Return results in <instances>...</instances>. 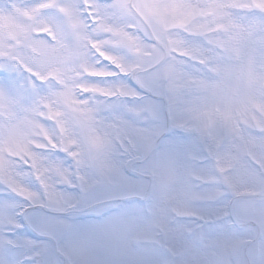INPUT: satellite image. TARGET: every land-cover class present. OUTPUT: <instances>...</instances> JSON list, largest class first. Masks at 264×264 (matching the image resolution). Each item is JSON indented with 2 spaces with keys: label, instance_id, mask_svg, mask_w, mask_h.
Wrapping results in <instances>:
<instances>
[{
  "label": "snow or ice",
  "instance_id": "obj_1",
  "mask_svg": "<svg viewBox=\"0 0 264 264\" xmlns=\"http://www.w3.org/2000/svg\"><path fill=\"white\" fill-rule=\"evenodd\" d=\"M179 4H170L166 0H154L150 5L151 15L155 18L158 28L153 29V44H145L139 36L127 30L135 27L128 24L127 27L118 26L119 22L126 20L135 12L141 14L139 4H132L129 0H110L107 4H100L98 0H82V7L65 5L61 0H41L24 11L26 22L19 25L0 27V70L5 72H27L30 77H35L41 82L54 79L61 85L59 89L51 90L47 95H36L30 104H25L22 92L10 86L0 87V144L16 145L22 147V151H13L11 147L0 148V183L11 191L20 195L23 199L32 201L38 194L20 185L14 171V163H20L30 168L36 179L41 184L43 195L39 199L53 207H75V203L56 191V184H71L70 173L72 169H65L61 165L52 164L42 159L37 152L28 151L24 142L33 131L32 114L46 118L56 128L55 135L51 134L44 125L36 122L39 129V141H30L38 149L58 148L70 156L75 164L76 180L80 182L82 191L90 186L87 177L81 173L85 165L84 152L80 141L75 135H70L67 122L61 117L63 109L69 110L76 124L86 132V142L90 146L92 155L90 160L100 170L107 169L109 180L114 184L124 182L119 169L114 161L107 156L110 150L118 144L121 149L138 155L136 159H147L144 167L145 174L152 178L153 190L156 194L165 198L169 194L170 186L175 183L176 174L171 160L165 152H155L154 131L142 129H125L118 123H109L107 126L115 130L114 140L107 135H101L95 128L96 113L98 108L93 107L87 99H81L77 95L89 93L93 96L104 98H135L136 93L120 84L113 86H101L91 83H80L73 86L68 82L71 78H80L81 75L108 78L119 74L131 75L142 85L147 83L158 88L161 81L167 84L170 93L180 97L178 103H187L188 111L194 114V118L202 121V128L188 129L198 133H207L212 140L208 146L209 154L215 157V171L217 180L223 182L233 190L237 197H257L248 193L237 191V185L233 182L231 173L239 174L242 170V155L247 156L254 162H259L264 157V140L251 136L241 145L243 129L237 125L233 127L230 113L222 109L219 104L215 107L205 105V97L192 95L187 101L183 99V93H196L201 91H217L224 79L231 77L226 65L220 63L224 55H232L239 50L244 37L242 34H234L227 38L216 33L191 32V37H209L205 40L210 45L208 49L203 46L192 47L189 51H180V47H186L187 42L178 36L171 34V28L167 22L168 17L179 10ZM57 9L62 14L67 33L75 41L76 45L85 38L81 31L83 26L93 27L98 32L108 33L117 37L111 41V45L119 46L130 53V58L125 60L120 56L103 51L98 47V42L88 37L91 47L96 51L102 61H107L115 71L100 66V61L95 64L83 62L78 48L70 46L66 42V34L58 32L51 22L43 17V10ZM264 11V9H262ZM90 21V23H89ZM41 35L50 38V43L40 39ZM176 52L185 59L181 64L188 61L195 65H208L209 70L220 77L218 81H208L200 76L186 73L177 63L165 53ZM77 61H81V72H74L73 68ZM55 62V67L50 65ZM40 68L42 71H38ZM31 86V81L28 82ZM240 94L237 89L235 95ZM172 113L177 111L176 103L170 101ZM21 113L23 115H21ZM9 123L5 125L3 119ZM255 132L264 133V123L253 120ZM185 128L184 123H177ZM250 125H245L249 127ZM251 153V154H249ZM53 177L56 178L53 181ZM259 199H252L249 203V212L257 219L264 217V193H259ZM226 214H229L227 208ZM60 225L52 223L50 228L55 231ZM137 229L131 222L114 224L112 230L120 232L122 239L121 249L130 250V237ZM264 248V246H262Z\"/></svg>",
  "mask_w": 264,
  "mask_h": 264
},
{
  "label": "rangeland",
  "instance_id": "obj_2",
  "mask_svg": "<svg viewBox=\"0 0 264 264\" xmlns=\"http://www.w3.org/2000/svg\"><path fill=\"white\" fill-rule=\"evenodd\" d=\"M39 2L41 0H0V27L26 22L25 9ZM61 2L82 7V0ZM109 2L98 0L102 5ZM43 17L58 32L71 37L57 9L43 10ZM40 39L51 42L46 35H41ZM109 49L122 59L130 58V53L122 47L110 45ZM100 66L115 71L107 61H101ZM188 67L200 71V66L192 62ZM87 82L101 86L120 84L133 90L135 98H104L91 94H82L80 98L98 108L96 119L102 124L115 122L125 129L154 131L156 147L162 148L172 162L176 185L199 192L188 202L186 211H173L167 200L154 192L152 181L145 179L144 167L134 162L130 152L121 149L115 154L114 164L123 183H102L86 191H82L77 180L71 184L58 183L57 193L78 206L53 207L39 199L43 189L33 171L13 162L18 183L38 196L32 201L25 200L0 183V264H64L65 261L68 264L73 261L76 264H118L121 259L128 264H229V261L264 264V248L259 239L254 244L249 242L255 238L257 229L235 225L225 212L226 208H231L238 222L254 219L248 207L251 200L233 199L231 193L224 192L208 145L198 135L178 126L157 88L143 84L154 94V97L149 96L130 85L127 75L119 73L106 79L88 77ZM6 85L19 89L25 104L32 103L36 95H47L54 90L50 84L30 77L27 72L0 70V87ZM146 111L152 112L151 119L145 118ZM44 124L55 135V125L50 121ZM37 154L49 163L75 170L72 158L58 148L40 149ZM241 167L253 168L254 161L242 160ZM88 175L95 176L96 169L90 168ZM149 189L152 191L147 197ZM242 191L257 194V197L260 193L255 189ZM126 209L133 211L127 213ZM129 222L148 228V232L126 251L116 247L107 234L114 224ZM52 223L60 227L53 231ZM69 245L73 247L66 251ZM54 247L59 254L54 252Z\"/></svg>",
  "mask_w": 264,
  "mask_h": 264
},
{
  "label": "clouds",
  "instance_id": "obj_3",
  "mask_svg": "<svg viewBox=\"0 0 264 264\" xmlns=\"http://www.w3.org/2000/svg\"><path fill=\"white\" fill-rule=\"evenodd\" d=\"M129 2L132 4H139L141 7V14L137 15L133 12L126 20L119 22L118 26L127 27L128 24H133L135 27L127 28L128 31L139 36L145 44L150 45L155 43L151 37L153 35V29L158 28V26L155 18L150 12V5L154 0H129ZM166 2L180 5L179 10L170 15L167 20L171 28V34L187 42V46L180 47V51H189L192 47L201 45L205 49L210 47V45L205 42L209 37H191L188 35L191 32L211 34L215 29H220L221 31L216 34L224 36L225 38L234 34L243 35L244 40L240 44L239 50L232 55H224L223 59L220 61L221 64L227 66L231 73V77L224 79L220 83L217 91H201L191 94L184 92L182 95L184 101H187L192 95L205 97V105L215 107L219 104L222 109L227 110L231 115L233 127L239 125V127L243 129L244 136L240 141L241 145L249 139V134L251 136H258L261 140H264V133L255 132V127L252 123L254 119L264 123V11H262V9H264V0H166ZM81 31L84 32L85 38L79 42V45H76L72 37H67L66 42L70 46L78 48L83 62L88 64H95L97 61L101 62V58L91 47L88 37H90L91 40L97 41V46L109 53L111 41L117 39V37H113L108 33L98 32L95 26H83ZM165 54L169 55L170 58L177 63V66L182 68L186 73L200 76L208 81L220 80L218 75L209 70L208 65H198L200 66V71H194L188 67L190 61L183 64L180 63V61L185 58L178 53L166 52ZM80 63L81 61L76 62L73 68L74 72L82 73ZM55 66V62L50 65V67ZM37 70L42 71L40 68H37ZM88 77L92 76L83 74L80 78L73 76L68 82L75 89L77 84L86 83ZM47 83L54 89H59L61 87V85L52 78H49ZM237 89H240L239 95H235ZM157 90L161 93L164 102L169 106L170 101L176 103L177 111L173 113L176 123H184L185 129H193L195 127L202 128V121L196 120L194 114L188 111L187 103H178L180 97L170 93L165 82L161 81ZM82 94L89 93H80L77 91V95L81 96ZM63 112L64 115L61 119L67 122L69 134L75 135L81 143L85 160V165L81 168V173L87 177L89 186L92 187L102 183H112L109 180L108 170H100L94 166L90 160L89 157L93 153L86 142V132L76 124L75 119H69L70 117H74L69 110L63 109ZM21 115L23 114L21 113ZM144 115L146 119L152 118L151 111H146ZM32 120L34 122L33 131L35 135H31L29 139L24 142V146H26L28 151L38 152L40 149L36 148L34 144L30 142L32 140L39 141L40 139V133L39 129L36 127V122L45 126L44 121L49 120L39 117L36 114H32ZM3 123L5 125L9 123L7 118L3 119ZM245 125L250 126L245 127ZM95 128L101 135H107L108 138L114 140L115 130L109 128L107 124H102L98 121ZM191 132L201 137L208 146L212 145V140L207 133ZM7 147H11L13 151H21L23 154V146L17 147L14 144H0V148ZM120 150L121 148L116 144L110 150L107 158L110 161H114L116 159L115 154ZM155 152H163L162 148L156 147V141ZM137 155L138 154L135 152L131 153L134 162L145 167L147 159L143 158V156H141V159H136L135 157ZM241 155L243 160L249 159L247 156H243L242 152ZM90 168L96 169L95 176L88 175V170ZM74 173L75 170L70 173V179H72V181H76ZM231 175L233 177V182L237 185V191L255 189L260 193H264V157H260L259 162H254L253 168H242L239 174L233 172ZM52 179L53 181L56 180L55 177ZM145 179L150 182L152 181L151 176L148 174L145 175ZM221 183L223 184V182ZM149 191H152V189H149ZM198 192V189L186 190L178 187L176 183H173L165 199L173 211H186L188 202L195 198ZM224 192L231 193L233 199H259V197H237L234 195L233 190L229 189L226 185H224ZM75 205V207L78 206L76 203ZM132 211V209L125 210L127 213H131ZM227 211L229 216H231V208H227ZM247 223L256 227V236L261 246H264V217L247 220ZM147 232L148 228L137 227L136 231L132 233L129 238L130 246ZM107 235L116 247L121 248L123 237L119 231L111 230ZM71 247H73V245H69L66 251H70ZM64 264H68V261H65ZM72 264H76V262L73 261ZM98 264H102V262H98ZM118 264H128V262L121 259L118 261ZM229 264H236V261H229Z\"/></svg>",
  "mask_w": 264,
  "mask_h": 264
},
{
  "label": "water",
  "instance_id": "obj_4",
  "mask_svg": "<svg viewBox=\"0 0 264 264\" xmlns=\"http://www.w3.org/2000/svg\"><path fill=\"white\" fill-rule=\"evenodd\" d=\"M129 79H130V81H131V83L135 86V87H137L138 89H140L141 91H143V92H146V93H149L146 89H144L136 80H134L133 79V77L132 76H130L129 77Z\"/></svg>",
  "mask_w": 264,
  "mask_h": 264
}]
</instances>
